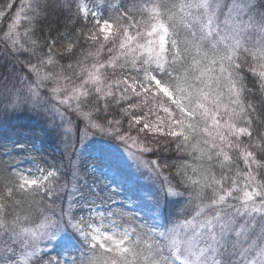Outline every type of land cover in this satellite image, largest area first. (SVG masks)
Here are the masks:
<instances>
[{
  "label": "snow or ice",
  "instance_id": "snow-or-ice-1",
  "mask_svg": "<svg viewBox=\"0 0 264 264\" xmlns=\"http://www.w3.org/2000/svg\"><path fill=\"white\" fill-rule=\"evenodd\" d=\"M6 8L0 264H264V0ZM37 134L59 164L19 138ZM120 149L157 185L135 215L100 210L111 190L87 179L91 157L139 191Z\"/></svg>",
  "mask_w": 264,
  "mask_h": 264
},
{
  "label": "trees",
  "instance_id": "trees-1",
  "mask_svg": "<svg viewBox=\"0 0 264 264\" xmlns=\"http://www.w3.org/2000/svg\"><path fill=\"white\" fill-rule=\"evenodd\" d=\"M12 2L13 0H0V10L7 12L8 9L6 8V5ZM16 7H18V3L15 4L11 12H9V15L15 12ZM79 26V23L75 25V27ZM71 30L73 29L70 28L69 31ZM61 31H65V29L61 27ZM10 127L16 129H32L35 131L41 128L42 125L38 124L34 118L21 117L18 120L12 121ZM11 138L12 137L9 134H0V143L8 144ZM19 138L27 142L29 146H31V144H36L37 148L42 150L44 160L47 161V163L55 162L59 164V162L63 160L62 151L55 139L51 137L39 136L38 134L20 136ZM87 163L89 166V172L87 176L89 184L100 190H104L106 186L111 190L109 193L111 194V200L106 201L100 210L107 211L110 209L114 212L126 211L135 215L136 205L138 204L136 196L143 197L156 191L157 185H153L139 170L136 169L134 161L131 164L132 169L126 170L124 167V172L130 173L134 177L138 178L139 191H137L135 194L127 192L124 188L112 183V173L107 171L101 162L93 160L91 157H89ZM21 167L31 168L33 167V164L30 160H25ZM52 254L55 255V251H53Z\"/></svg>",
  "mask_w": 264,
  "mask_h": 264
},
{
  "label": "rangeland",
  "instance_id": "rangeland-1",
  "mask_svg": "<svg viewBox=\"0 0 264 264\" xmlns=\"http://www.w3.org/2000/svg\"><path fill=\"white\" fill-rule=\"evenodd\" d=\"M120 151H121L122 155L125 158V162H126L125 163V169L126 170H128V169L131 170L132 169L131 164H132L133 161L127 157V154L123 152V149H120Z\"/></svg>",
  "mask_w": 264,
  "mask_h": 264
}]
</instances>
